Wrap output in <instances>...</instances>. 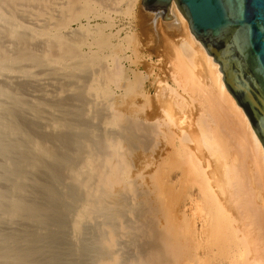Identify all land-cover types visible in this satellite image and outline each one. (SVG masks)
Here are the masks:
<instances>
[{"label": "bare ground", "instance_id": "1", "mask_svg": "<svg viewBox=\"0 0 264 264\" xmlns=\"http://www.w3.org/2000/svg\"><path fill=\"white\" fill-rule=\"evenodd\" d=\"M122 1L126 11L141 2L0 0V264H264V149L174 1L171 24L185 38L173 49L171 85L157 82L168 102L148 101L141 119L116 107L107 85L120 79V56L113 70L106 66L98 53L109 38L93 40L90 15L94 4L115 11ZM90 41L97 54L84 51ZM140 79L114 85L141 88ZM189 111L198 133L182 128L179 141L194 148L172 167L188 183L191 208L182 216L192 235L184 230V240L164 195L176 182L167 177L162 187L157 170L133 176L127 157L163 130V141L173 142L175 116ZM125 143L134 146L128 156ZM140 229L155 233L134 241Z\"/></svg>", "mask_w": 264, "mask_h": 264}, {"label": "rangeland", "instance_id": "2", "mask_svg": "<svg viewBox=\"0 0 264 264\" xmlns=\"http://www.w3.org/2000/svg\"><path fill=\"white\" fill-rule=\"evenodd\" d=\"M124 3H125L124 1H122V3L121 2L117 3L116 7H118V9L114 6L116 8L115 11L114 10L111 11V9H109L110 7L109 8L105 7V9L103 8L104 9V11H103V9H101L100 6L97 8L98 5L94 4V6H96L95 8L93 7L95 9V11L90 16L95 17V21L93 22V19H92V22H91L92 25L90 24V27H91L90 33L92 35L97 34V35H95L96 38L94 36V39H93L96 41H99L100 39L102 40V39H104V37L107 39L109 38V40H107L108 41V47L104 50L102 49L103 51L101 49H99V51H102V52L98 53L97 52L98 46H96L94 44L96 41L94 43L90 41V43H92V44H90V46H88V48H85L84 51H88V52L92 51V53H95V54L98 53V55L103 56V59L106 58V59H104V62L106 64V66L111 70L114 69L112 66L114 65L113 62H115V59H113V58H118L120 56L119 58H121V60H119V58H118V65L120 67L118 77L120 79H118L117 76H115V81L110 80L109 81L110 84L108 83L109 85H107V87L108 88L110 87L109 90H110L113 97L116 95V97H114L117 100V103H116L117 106L116 107H118L120 105L118 107L120 111L122 110V112H123V110H125V108H126L125 113L128 112V114L130 113V115L137 113L134 116L135 117L138 116L137 118L141 119L142 117H144L147 114V112H149L151 106H152L151 108L157 107L158 102L160 103V99L161 100L164 99V102H166V101L168 102L169 99L167 97L166 98L168 100L165 99L163 97V95H162V98H161V95H159L160 97L157 95V93L159 94L158 90L161 89L159 87L160 85L158 83L159 82H162V83L166 82L168 84L171 83L169 66L171 63L172 55H173V49L177 48L178 47L177 45H180L182 43L180 41L184 40L185 36L183 35L181 28L178 27L179 29L178 28L175 29L177 26H175L174 24H171L172 23L171 21L163 22L161 18L160 19L158 18L157 21H155V24L153 26L152 22L155 19V17H153V15L149 14L148 12H146L145 10L142 9V5H141L140 1L135 3L134 7L133 8L131 7V9L130 10L128 9L127 11H126L127 7L125 6ZM105 10L106 11L109 10V11L105 12ZM101 11H103V12H101ZM96 12H98L99 14L98 13L96 14ZM101 14H102V16H101ZM96 16H99V17H97L98 19L96 18ZM100 17H102V18H100ZM98 26H99V28L97 29ZM170 26H171V29H170ZM173 26H175V27H173ZM73 28H76V26H74ZM98 38H100V39H98ZM130 40H131V42H130ZM93 45L95 48L93 47ZM115 45H116V47H115ZM112 46L115 47V49ZM111 49H112V51H111ZM119 50H121L120 53H118ZM113 51H115V52L117 51L116 54H118V55H115L113 53ZM104 55L105 56L108 55V56L105 57ZM115 56H117V57H115ZM111 58H112V60H111ZM110 64H113V65H110ZM134 76H136L137 78H140V76L142 77V80L141 79L139 80L140 82H142V83H140V84H142L141 85L142 89L137 86L138 84L134 85L133 86L134 88L132 86L126 87V86H128L127 83L130 84L131 82L132 83L136 82L137 78H135ZM116 80H117V82H119L118 83L119 85H123V86L126 85V86L123 87V89L119 87L120 88L119 89L117 86L114 85ZM124 80H125V82H124ZM75 81L76 82H74L73 84L77 85L79 83V81L78 80H75ZM140 84H139V86H140ZM127 88H128V90H127ZM138 90L140 91V94L137 93V92H139ZM133 91H136L135 92V93H137L136 95H138V94L139 95L136 97L135 94H132ZM129 92H131V93H129ZM145 92H147V93H145ZM122 95H124V97H121ZM128 95H129V97H128ZM144 95H146V96H144ZM147 95H148V97H147ZM157 96L159 99L157 98ZM121 99H122L123 103L120 101ZM147 99H149V100H147ZM148 101H149V104H151V106L150 105L148 106V103H147ZM131 102H135L136 104L135 103L132 104ZM146 103H147V105H145ZM161 103H163V102H161ZM143 104H144V107H143ZM141 105H142V108H141ZM160 105L161 104H159L158 107ZM145 106L147 108L149 107V109H147ZM142 109H143V111H142ZM189 112L190 113L187 112V113H185V115H182V116H181V114L175 116L177 118L176 121L179 122L178 123L179 130L175 132V134H176L175 138L176 139L174 140L175 142L173 141L174 143L170 142L169 140L167 142L163 141L164 140V139H162L164 137L163 134H166V132H164V130H163V132L154 133L156 135L152 134L154 138L152 136L147 138V140L149 139L150 142L147 141L146 139H144L141 144H135V147H136V145H138V146L135 149L133 148L134 147L133 146L132 148L134 150H131V152H134V153H132V154L129 153V154H131L132 158L128 159V157H127V160L129 161V163L131 162L130 164H132V166H133L130 168V173L132 171L131 174H133V176L137 173H140V175H142V176L148 175V177H149L150 173L152 175L157 170V173L155 175V179H156V182H159V181L161 182L162 187H163L162 182L167 177L171 178L174 181V183L176 182L175 186L173 187V190H170L168 193H164V195H165V198L167 200V203L170 205V207H169L170 212H169L168 217L174 218L175 220L179 221V223L181 222L180 225L182 227V239H184V240L188 237L187 235H189V232H190V235H189L190 237H188L187 239H189V238L191 239V235H192V232H191L192 229L189 226L188 221L186 219L184 221L183 219L185 218V216L183 215L184 218L182 216L185 207H187L188 209L191 208V204L189 202H186L187 204L184 202L186 194L188 192V183L184 182L186 184V186H185V184L182 183L181 178L178 181L177 179L179 177H177V178L175 177L176 174L178 173V169L174 168L175 170L173 169V171H172V167H176V164L179 163L180 160H182V157L184 156L185 151L186 152L189 150L191 151L194 148V145L190 144V143H187V145H185L186 143H183V146L185 145L187 147V148H185V147L183 148L182 142H180V141H182V139H180V137H182L180 134V133H182L181 132L182 128L186 132H190L192 129H195L194 132L198 133L197 129L193 126L194 123L196 122V118H197L196 112L193 111L194 112L193 115L191 114L192 113L191 111H189ZM44 117L46 119L43 118L41 121H39V123H41L42 125H43V122H45V123L49 122L48 121V115L46 114ZM86 117L88 118L89 116L86 114ZM181 119H183L184 121ZM33 120H35V119L33 118ZM181 121H183V122H181ZM39 123H37V124H39ZM189 126H191L192 128L190 129ZM47 128L48 127H44L43 129L47 130ZM159 133H160V135H159ZM137 135H138V137H140L142 135L144 137L147 136L145 133L142 134L140 132H138ZM121 137H122V135H121ZM117 138H118L117 140H119V141L117 142V140H116V142H117L116 144H118L120 141L123 143L124 140H122L121 138L119 139L118 136H117ZM179 139H180V141H179ZM121 142L118 144V146L121 145ZM122 146L124 147V148L122 147V149H121V150H123L122 154L125 153L126 156H128L127 152L132 148L129 147L128 145H126V143L124 145L122 144ZM181 146H182V148H181ZM124 151H126V152H124ZM121 156H123V155H121ZM162 156H164V157H162ZM129 157H130V155H129ZM132 161H133V163H132ZM160 161H162V162H160ZM151 166H152V168H151ZM148 167H150L149 170H148ZM147 170H148V172H147ZM148 177H146L147 180H148ZM144 179H145V177H144ZM166 190H169V189H166ZM172 197H174L176 199L173 198L174 199V201H173L171 199ZM171 201H173V202H171ZM136 212H137V210H136ZM136 212H134V213L136 214ZM131 218L133 219V217H131ZM159 223L161 226H159ZM183 223H184V225H183ZM162 226H164V222H162L160 220V222H158V227L161 228ZM184 230L187 232V235H186L187 237L185 236L186 232ZM154 231H151L150 233L145 235L147 237H145V236L143 237L142 235H140L141 229L138 231L135 230V232L132 234V239L134 241H141V240L145 241V239L151 238L154 235V233H155ZM136 244H138V242H136ZM143 246L147 247L146 243H145V245L143 244ZM208 261H209V263H214V259H212V258L208 259Z\"/></svg>", "mask_w": 264, "mask_h": 264}, {"label": "water", "instance_id": "3", "mask_svg": "<svg viewBox=\"0 0 264 264\" xmlns=\"http://www.w3.org/2000/svg\"><path fill=\"white\" fill-rule=\"evenodd\" d=\"M174 1L191 34L218 64L223 84L264 149V0H141L142 9L171 21Z\"/></svg>", "mask_w": 264, "mask_h": 264}]
</instances>
